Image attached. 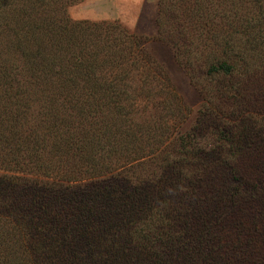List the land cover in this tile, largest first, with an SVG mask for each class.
<instances>
[{"label": "trees", "instance_id": "obj_1", "mask_svg": "<svg viewBox=\"0 0 264 264\" xmlns=\"http://www.w3.org/2000/svg\"><path fill=\"white\" fill-rule=\"evenodd\" d=\"M22 1L23 18L18 29L23 44L22 69L18 70L17 65L0 68V131L4 134L3 149L12 157L9 164L15 166L13 171L35 170L31 158L39 139L32 128H42L40 125L45 135L62 139L69 148L81 149L84 142L82 148L90 147L101 157L110 151L132 152L135 158L119 160V164L124 161L123 166L137 161L145 164L143 160L150 155L153 161L148 163L154 165L156 161L158 169L152 171L153 181L158 184L154 192L159 196L153 200L160 203L149 201L153 190L141 192L138 186L134 198L127 194L133 206H115L119 219L106 225L119 228L122 236L117 237L118 242L114 238L117 253L109 260L112 264H264V253L260 251L264 242V184L260 181L264 180L255 179L252 184L242 172L246 157L251 160V154L263 148L259 129L254 139V135L250 138L251 132L226 124L223 128L229 129L225 133L232 139L220 143V151L207 149L211 146L208 143L191 142L201 133L189 132V139L182 137L181 153L171 152L177 138L168 134L167 125L176 122H168L167 117L182 110V102L164 68L145 50V40L116 21H72L69 8L84 0ZM46 1L51 2L48 10ZM229 3L159 0L157 38L174 49L181 42L192 46L215 38L227 46V34L216 31L227 26ZM234 71L233 65L224 60L210 64L207 73L210 77H225ZM34 108L39 109V116ZM44 111L49 114L41 119ZM68 111L74 112L76 120L66 117ZM237 118L225 121L235 123ZM75 121L81 141L64 129ZM158 132L164 136L159 142L154 137ZM140 140H145L149 149L139 148ZM54 145L57 147V143ZM132 147L141 149L140 157ZM216 179L222 182L218 191L203 188L206 182ZM159 184L167 186L159 189ZM17 188L18 182L9 180L4 189L5 193H15ZM24 189L32 190V185ZM23 205V200L10 198L0 204V213L17 218ZM132 217L137 224L130 221ZM130 224L132 227L127 228ZM24 229L30 232L28 237L36 236L27 240L34 251V260L29 264L67 263L66 254H54L52 245L32 227L26 225ZM97 263L92 260L89 264Z\"/></svg>", "mask_w": 264, "mask_h": 264}, {"label": "rangeland", "instance_id": "obj_2", "mask_svg": "<svg viewBox=\"0 0 264 264\" xmlns=\"http://www.w3.org/2000/svg\"><path fill=\"white\" fill-rule=\"evenodd\" d=\"M229 1L227 26L216 31V34H227V46L215 38L207 43L197 41L192 46L188 42H181L177 49L157 38L159 0H84L68 10L72 21H116L145 40V50L164 68L182 102V110L171 112L170 118L166 116L168 122H176L167 125L168 134L177 138L170 148L171 152L181 153L182 137L189 139V132L193 135V132L201 133L191 142L208 143L211 146H206L207 149L212 147V150L220 151V143L232 139L231 135L230 138L225 133L229 129L223 128L226 124L229 128L240 127L239 130L251 132L250 138L254 135V139L258 137L256 130L259 129L260 142L264 143V0ZM50 3L46 1V10ZM22 8V0H0L2 69L16 65L18 70L22 69L23 44L18 30L23 18ZM8 12H11L10 20ZM224 60L233 65L234 74L210 77L207 73L210 64ZM35 112L39 116V109ZM44 112L40 113L41 119L49 114ZM62 112L60 110L59 113ZM72 114L74 112L68 111L66 117L71 116L74 121L76 118ZM236 115L237 122L225 121V118L235 120ZM40 126L42 128H32L37 131L39 139L31 158L35 169L32 171L18 167L19 170L13 171L15 166L9 164L12 157L3 149L4 134L0 131V204L3 205L10 198L24 202L23 209L17 211V218L12 219L11 213H0V264H29L34 260V257L31 258L33 247L27 241L34 235L28 237L30 232L24 229L26 225L52 245L54 254H66V264H89L92 260H98L97 264H112L109 260L112 254L117 253L113 241L116 236L118 242L120 238L117 237H121L122 233L116 226L108 228L107 223L119 219L116 207L124 209V206H133V199H128L127 194L134 198L138 186H141V192L144 189L153 190L149 201L160 203L157 199L153 200L159 197L154 192L158 184L153 181L152 175V171H158L155 167L157 162L153 158L155 164L148 163L153 161L149 155L143 160L145 164L137 161L133 165L123 166L124 161L119 164V160L128 156L135 158L132 152L114 154V151H110L111 154L107 152L101 157L90 147L82 148L84 142L81 149L69 148L62 139L45 135L46 130ZM76 126L75 121L72 127L64 126V129L68 130L69 136L74 135L79 139L80 130ZM154 137L158 142L164 138L162 132ZM145 142L140 140L138 147L147 148ZM201 146L205 147L204 144ZM132 148L136 150V157H140L141 149ZM245 162L242 172L248 182L253 184L255 179L264 180V145L261 150L251 154V160L246 157ZM114 164L119 165L115 168ZM223 174L227 178V173ZM9 180L18 182L19 188L15 193H5V184ZM221 183V179L208 181L203 188L216 192L222 187ZM260 183L264 184L263 181ZM99 184L102 185L100 189L96 188ZM26 185H32V190H25ZM165 185L159 184V189ZM194 198L202 200L198 196ZM132 218L134 220L130 221L134 223L136 218ZM261 218L264 220L263 213ZM129 227H132L131 224ZM260 251L264 253V242ZM58 263L62 264V261Z\"/></svg>", "mask_w": 264, "mask_h": 264}]
</instances>
